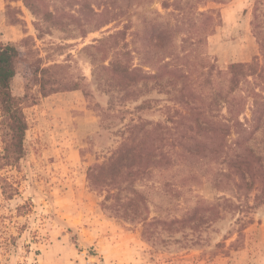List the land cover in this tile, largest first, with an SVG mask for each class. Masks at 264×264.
<instances>
[{
  "label": "rangeland",
  "instance_id": "rangeland-1",
  "mask_svg": "<svg viewBox=\"0 0 264 264\" xmlns=\"http://www.w3.org/2000/svg\"><path fill=\"white\" fill-rule=\"evenodd\" d=\"M90 1L98 6L102 0ZM52 4L46 9L63 10L60 24L40 22L22 0H0V46L14 45L23 56L11 89L28 122L20 165L0 162V264H264V205L256 206L253 195L238 199L215 191L210 178L191 167L154 171V178L137 188L147 198L150 220H181L200 203L214 205L226 196L233 204L198 231L158 225L146 232L143 224L103 209L104 197L91 188L89 169L111 157L130 125L163 124L182 84L166 77L162 87L149 81L123 91L106 68L110 53L92 47L127 22L135 32L146 20L166 23L170 17L159 1L146 0L130 8L117 29L114 23L83 37L70 8ZM198 8L213 22L202 19L192 37L177 33L175 40L193 82L202 83L208 67L215 75L234 64L263 66L264 0H204ZM35 61L43 68L60 65L47 79L75 83L78 90L41 95ZM246 116L252 117L249 111ZM5 138L0 125V157ZM263 141L260 131L257 151Z\"/></svg>",
  "mask_w": 264,
  "mask_h": 264
},
{
  "label": "trees",
  "instance_id": "trees-1",
  "mask_svg": "<svg viewBox=\"0 0 264 264\" xmlns=\"http://www.w3.org/2000/svg\"><path fill=\"white\" fill-rule=\"evenodd\" d=\"M22 1L40 22L53 20L57 24L63 19L62 8L57 5L53 10L46 8L48 2H53L52 5L63 2L73 13L68 15L80 24L83 37L114 23L117 29L130 8L146 2L102 0L96 6L90 0ZM157 1L170 21L149 19L142 31L135 32H131L127 22L122 29L108 31L111 33L97 40L92 48L110 53L106 68L113 73L121 90L127 91L149 81L162 87L160 81L168 77L172 82H181L179 95L173 99V107L166 109L163 124L130 125L128 136L111 157L89 169L88 180L91 188L104 197L105 211L143 224L146 232L158 225L165 231H179L187 226L198 231L201 225L219 216L224 205L232 203L226 196L219 197L214 205L200 203L181 220H150L147 198L137 185L151 181L154 171L187 166L194 169L196 175L208 176L215 191L231 192L238 199H251L253 195L256 206L264 205V141L260 151L254 146L256 135L264 131V64L261 67L234 64L228 72L215 75L214 69L208 67L203 84L198 80L193 82L178 53L176 36L187 33L192 37L199 21L213 22V17L199 11L198 5L204 0ZM261 53L264 57V44ZM22 59L16 46H0V125L6 130L0 157L2 167H18L25 153L28 122L22 100L14 96L11 89ZM31 66L36 76L35 85L44 97L78 90L75 83L66 85L47 79L52 70L61 69L60 65L43 68L35 61ZM242 85L247 86L246 91ZM206 87H209L208 94ZM239 90L242 96L237 93ZM144 104L137 109L144 108ZM247 111L251 119L247 118ZM248 208L251 209L249 204Z\"/></svg>",
  "mask_w": 264,
  "mask_h": 264
}]
</instances>
